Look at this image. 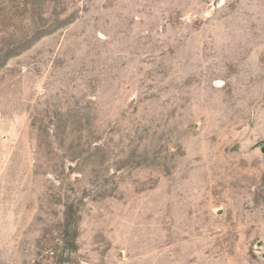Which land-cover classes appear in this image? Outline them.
<instances>
[{
    "label": "rangeland",
    "instance_id": "obj_1",
    "mask_svg": "<svg viewBox=\"0 0 264 264\" xmlns=\"http://www.w3.org/2000/svg\"><path fill=\"white\" fill-rule=\"evenodd\" d=\"M264 0H0V264H264Z\"/></svg>",
    "mask_w": 264,
    "mask_h": 264
},
{
    "label": "water",
    "instance_id": "obj_2",
    "mask_svg": "<svg viewBox=\"0 0 264 264\" xmlns=\"http://www.w3.org/2000/svg\"><path fill=\"white\" fill-rule=\"evenodd\" d=\"M257 250H258L260 256L264 259V247H259Z\"/></svg>",
    "mask_w": 264,
    "mask_h": 264
}]
</instances>
